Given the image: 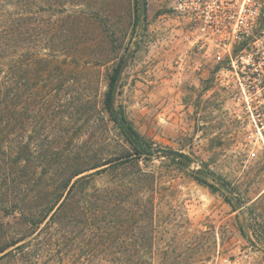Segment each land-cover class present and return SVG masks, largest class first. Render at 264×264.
Listing matches in <instances>:
<instances>
[{
  "label": "rangeland",
  "instance_id": "374dc122",
  "mask_svg": "<svg viewBox=\"0 0 264 264\" xmlns=\"http://www.w3.org/2000/svg\"><path fill=\"white\" fill-rule=\"evenodd\" d=\"M73 2L85 7L68 3L50 9L40 1L38 25L45 38L49 20L66 28L72 18L68 13L85 8L88 37L101 35L112 51L98 67L97 84L86 91L95 96L99 111L80 113L79 100L69 90L52 107L49 128L39 127V120L34 136L26 120L20 136L30 141L33 135L43 148L56 139L55 146L67 153L117 158L118 165L107 170H141L142 182L132 199L118 208V242L101 248L103 259L97 264H136L138 258L140 264H199L217 248L264 250V147L250 141L244 114L230 107L228 91L215 80V64L184 42L183 20L163 0H144L143 12L139 0ZM124 60L113 104L150 143L152 153L139 158L103 109L106 73ZM59 137L63 139L57 143ZM161 149L183 152L190 162L177 165ZM197 170L212 171L227 187L210 176L200 175L208 183L198 181ZM109 184L110 177L97 178L98 187ZM129 209L131 220L125 215Z\"/></svg>",
  "mask_w": 264,
  "mask_h": 264
},
{
  "label": "trees",
  "instance_id": "16d2710c",
  "mask_svg": "<svg viewBox=\"0 0 264 264\" xmlns=\"http://www.w3.org/2000/svg\"><path fill=\"white\" fill-rule=\"evenodd\" d=\"M40 1L50 9L56 4L64 8L68 3L85 7V3L73 0H0V264H97L103 259L101 248L118 242L119 205L132 199L134 187L142 182V172L107 170L118 165L117 158L67 153L61 145L55 146L56 139L44 148L33 140L39 120V127L49 128L52 107L69 90L79 100L80 113L99 111L95 96L86 95V91L97 84L98 67L112 52L101 35L88 37L90 18L85 8L68 13L72 18L66 28L49 20L48 35L42 37ZM120 65L106 73L103 109L139 158L152 153L150 143L118 108L143 150L132 144L111 113ZM26 120L34 132L30 141L20 136ZM62 139L59 137L57 143ZM161 154L180 166L190 162L187 154L177 150L161 149ZM194 173L200 182L208 183L200 175L210 176L227 187L210 170ZM102 176L110 177L105 188L96 185ZM125 215L131 220L134 212L129 209ZM106 225L110 227L104 230ZM111 257L122 260L119 255ZM136 261L141 263L140 258Z\"/></svg>",
  "mask_w": 264,
  "mask_h": 264
},
{
  "label": "built area",
  "instance_id": "2783aa9c",
  "mask_svg": "<svg viewBox=\"0 0 264 264\" xmlns=\"http://www.w3.org/2000/svg\"><path fill=\"white\" fill-rule=\"evenodd\" d=\"M183 20L184 42L216 68L215 80L241 111L250 141L264 147V0H163ZM199 264H264V250L217 248Z\"/></svg>",
  "mask_w": 264,
  "mask_h": 264
},
{
  "label": "water",
  "instance_id": "95a60500",
  "mask_svg": "<svg viewBox=\"0 0 264 264\" xmlns=\"http://www.w3.org/2000/svg\"><path fill=\"white\" fill-rule=\"evenodd\" d=\"M139 7L141 12L144 11V0H139ZM130 55V53L128 54V56ZM127 56V57H128ZM126 64V60H124V62L122 63L120 69H119V74L116 78L115 81V85H114V89H113V94H112V106L113 108L111 109V113L113 115V117L115 118V120L118 122V124L120 125L121 129L123 130V132L125 133V135L128 137V139L130 140V142L132 144H134L136 147H138L140 150H143V145L140 142V140L135 136V134L132 132V130L130 129V127L127 125V123L121 118L119 112L117 111V109L114 107V99H115V94H116V86L120 80L121 77V71L122 68L125 66ZM147 154H149L148 152H146Z\"/></svg>",
  "mask_w": 264,
  "mask_h": 264
}]
</instances>
